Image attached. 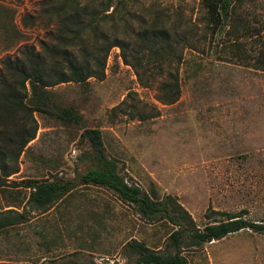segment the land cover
Returning <instances> with one entry per match:
<instances>
[{"label": "rangeland", "instance_id": "rangeland-1", "mask_svg": "<svg viewBox=\"0 0 264 264\" xmlns=\"http://www.w3.org/2000/svg\"><path fill=\"white\" fill-rule=\"evenodd\" d=\"M48 1L0 0V60L52 43L60 21ZM125 5L147 22L162 17L185 36L206 27L202 0ZM232 26L248 39L253 55L259 42L249 37L264 33V0H239ZM133 29L124 23L107 27L131 50ZM181 50L182 95L174 105L158 100L156 86L140 84L119 48L111 51L104 81L54 88L58 102L74 107L83 121L65 125L36 114L40 130L20 159L19 173L6 179L0 166V212L15 210L28 219L0 232V263L134 264L136 257L125 250L129 242L161 246L173 231L167 223L148 225L133 206L97 187L78 188L46 213L31 209L23 182L74 180L89 170L91 147L82 137L89 129L101 132L108 157L127 182L160 199L176 198L199 226L223 218L211 220L214 211L264 223V70L253 59L231 60L229 49L212 42L199 52ZM183 253L188 264H264V235L245 230Z\"/></svg>", "mask_w": 264, "mask_h": 264}, {"label": "trees", "instance_id": "trees-1", "mask_svg": "<svg viewBox=\"0 0 264 264\" xmlns=\"http://www.w3.org/2000/svg\"><path fill=\"white\" fill-rule=\"evenodd\" d=\"M48 2L60 21L52 43H42L39 50L23 47L15 55L0 60V166L6 179L19 173L21 157L37 139L40 126L36 114L50 115L65 125L82 123L83 118L74 107L58 102L54 88L69 83L82 85L91 79L104 81L114 48L121 50L124 63L135 70L143 87L158 88V100L164 105L176 104L182 95L180 74L184 59L181 46L198 51L212 42L229 49L231 60L245 62L253 59L258 68L264 70V33L249 37V40L259 42L258 50L252 55L247 49L248 39L240 34L237 26H232L239 0H202L206 27L187 36L169 28L162 17L149 22L142 20L126 7L127 0ZM122 23L134 28V50L130 49V43L110 35L107 30L108 26L112 30ZM227 28L234 29L223 37ZM208 35L212 40L207 41ZM82 137L91 147V167L85 174L74 180L58 177L27 180L19 185L30 191L28 205L32 210L46 213L80 187L113 192L121 201L133 206L148 225L167 223L173 229L161 246L129 242L125 250L136 257L134 264H188L183 253L186 249H201L245 230L264 235V223L216 211L208 217L220 215L222 219L211 218L214 221L199 226L176 198L160 199L127 182L118 163L108 157L99 130H86ZM26 222L28 219L23 213L15 210L0 212V232Z\"/></svg>", "mask_w": 264, "mask_h": 264}]
</instances>
